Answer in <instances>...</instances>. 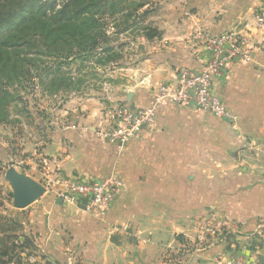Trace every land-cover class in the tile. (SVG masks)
Returning a JSON list of instances; mask_svg holds the SVG:
<instances>
[{"label": "crops", "instance_id": "crops-1", "mask_svg": "<svg viewBox=\"0 0 264 264\" xmlns=\"http://www.w3.org/2000/svg\"><path fill=\"white\" fill-rule=\"evenodd\" d=\"M261 7L264 0H187L171 19L177 23L164 26L162 47L128 79L126 104L149 106L153 87L174 83L179 67L199 68L207 60L196 30L245 32ZM212 90L237 115L235 123L162 102L155 125L123 148L98 134L99 106L50 130L23 173L40 182L45 164L68 176L116 175L123 187L103 216L86 212L83 199L63 202L46 191L18 208V233L33 236L32 249L43 252L39 264H231L236 255L264 264V235L253 237L264 228V169L244 167L237 156L244 143L263 145L264 51L232 62ZM208 212L227 219L231 238L196 241L193 220ZM21 259L5 264H24Z\"/></svg>", "mask_w": 264, "mask_h": 264}, {"label": "rangeland", "instance_id": "rangeland-1", "mask_svg": "<svg viewBox=\"0 0 264 264\" xmlns=\"http://www.w3.org/2000/svg\"><path fill=\"white\" fill-rule=\"evenodd\" d=\"M52 1L56 8L63 2L47 0L48 3ZM114 1L113 13L108 11L104 15V26L109 36L108 43L114 46L119 55L115 62H97V58L103 55L97 49L94 55L85 59L76 58L68 64H62L59 71H54L55 79L61 76L64 79L56 81L54 86H60L51 88V91L47 90V81L44 84L37 83V80L34 84L24 82L25 87L17 81L12 86L5 85L18 101L9 105L8 121L0 122V216L3 220L16 217L19 212L18 208L12 206L11 187L4 178L6 169L12 165L19 168H16L17 171L23 172L25 159L31 158V154L45 144L50 130L68 125L78 113L84 114L98 106L103 113L106 107L126 101L123 92L128 88V79L136 72L137 65L153 49L161 46L163 40H167L163 38L167 28L164 26L177 23L171 19L187 0ZM140 2L147 5L138 11V15H141L138 18L134 16L133 9ZM146 8L148 12L142 15ZM129 12H132V16L126 15ZM41 60L37 65L42 69L46 58L42 57ZM0 86L3 87L1 83ZM119 96L122 100H117ZM262 143V147L260 145L257 148L244 143L245 146L237 151V156L244 160V167L264 169V141ZM7 205L12 208H7ZM262 233L264 235L263 229ZM15 242L20 244L22 239L18 238ZM35 252V249L25 247L18 256L21 258L22 255L28 256Z\"/></svg>", "mask_w": 264, "mask_h": 264}, {"label": "built area", "instance_id": "built-area-1", "mask_svg": "<svg viewBox=\"0 0 264 264\" xmlns=\"http://www.w3.org/2000/svg\"><path fill=\"white\" fill-rule=\"evenodd\" d=\"M252 24L245 32L223 31L211 34L196 30L193 37L201 42L208 53L207 60L199 67H179L175 82H163L152 88L153 102L146 107H131L126 101H119L103 111L97 132L123 148L130 140L145 130L151 129L156 122L157 108L162 102L175 105H189L208 111L212 115L235 123L237 115L212 90L214 78L225 75L228 65L234 61L248 62L253 53L264 51V7L252 14ZM254 29V31H253ZM40 183L46 192H52L63 202L72 203L76 199L85 200V211L103 216L119 195L123 180L116 175L101 178L80 174L66 175L57 166L43 164ZM196 241L207 244L210 240L225 242L227 235L234 233L228 229L225 217L216 212H208L193 220ZM262 227H258L254 236H262ZM253 236V237H254ZM42 251L22 255L24 264H39ZM246 257L236 255L231 264H247Z\"/></svg>", "mask_w": 264, "mask_h": 264}, {"label": "trees", "instance_id": "trees-1", "mask_svg": "<svg viewBox=\"0 0 264 264\" xmlns=\"http://www.w3.org/2000/svg\"><path fill=\"white\" fill-rule=\"evenodd\" d=\"M114 2L63 0L56 8L53 1L48 3L47 0H0V83L3 85L0 86V122L8 121L9 105L18 101L5 85L12 86L16 81L22 84L47 81V90L51 91L60 86H54L56 81L64 79L62 76L55 79L54 71L76 58L94 55L97 49L103 54L97 62L116 61L119 55L108 43L104 26V15L108 11L113 13ZM146 5L145 2L138 3L133 9L134 16L139 18L138 11ZM147 12L146 8L142 15ZM126 15L132 16V12ZM42 57L46 60L41 69L37 64ZM20 226L18 217L3 220L0 216V264L19 261L20 251L25 247L33 248V236L18 233ZM230 237L231 234L227 235V240ZM18 238L22 239L20 244L15 242Z\"/></svg>", "mask_w": 264, "mask_h": 264}, {"label": "water", "instance_id": "water-1", "mask_svg": "<svg viewBox=\"0 0 264 264\" xmlns=\"http://www.w3.org/2000/svg\"><path fill=\"white\" fill-rule=\"evenodd\" d=\"M5 180L11 187L12 205L15 208H24L39 199L45 189L43 185L23 172L9 166L4 173Z\"/></svg>", "mask_w": 264, "mask_h": 264}]
</instances>
